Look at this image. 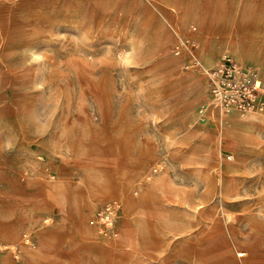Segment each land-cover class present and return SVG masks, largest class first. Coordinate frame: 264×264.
<instances>
[{"label":"rangeland","instance_id":"374dc122","mask_svg":"<svg viewBox=\"0 0 264 264\" xmlns=\"http://www.w3.org/2000/svg\"><path fill=\"white\" fill-rule=\"evenodd\" d=\"M224 54L264 80V0H0V264H264V104L211 113Z\"/></svg>","mask_w":264,"mask_h":264},{"label":"built area","instance_id":"2783aa9c","mask_svg":"<svg viewBox=\"0 0 264 264\" xmlns=\"http://www.w3.org/2000/svg\"><path fill=\"white\" fill-rule=\"evenodd\" d=\"M174 52H180L178 45L174 46ZM206 76L208 106L215 105L222 114L231 111L245 114L263 106L264 80L253 66L224 54L206 69ZM109 210V205L102 206L96 212L95 220L107 218Z\"/></svg>","mask_w":264,"mask_h":264},{"label":"crops","instance_id":"0c3cea01","mask_svg":"<svg viewBox=\"0 0 264 264\" xmlns=\"http://www.w3.org/2000/svg\"><path fill=\"white\" fill-rule=\"evenodd\" d=\"M207 59H210L209 57H207ZM180 116L182 118H187V119H192V114L191 111L189 110L188 107H186V105L183 107L182 112L180 114ZM234 117V116H232ZM233 119V118H232ZM231 121H224V120H220L222 126L224 124V126H226L229 131H240V135H248V136H252L254 135V131L257 127V123L253 120H250V118H244L242 120H232ZM185 129V128H184ZM188 131V135H202L203 136V140H204V144L206 146V142L209 143L208 139H209V131H200L201 130V126L199 124H197L196 126L190 127L189 129H187ZM212 137L214 138V142L218 145L219 143V136L216 135H212ZM208 150V149H207ZM210 151V150H208ZM239 255H242L241 253H239ZM226 264H230L229 261H226Z\"/></svg>","mask_w":264,"mask_h":264},{"label":"clouds","instance_id":"9594fccd","mask_svg":"<svg viewBox=\"0 0 264 264\" xmlns=\"http://www.w3.org/2000/svg\"><path fill=\"white\" fill-rule=\"evenodd\" d=\"M60 39H64L65 35L58 34ZM72 41L75 45H90L92 41L88 39V35L85 32L80 33L79 35H72ZM129 50L119 51L118 57L122 64L128 65L133 59H138L143 55L144 48L146 46L143 38L137 39L135 42H129ZM109 49L111 47H108ZM37 60H40L41 57L37 56Z\"/></svg>","mask_w":264,"mask_h":264},{"label":"bare ground","instance_id":"6f19581e","mask_svg":"<svg viewBox=\"0 0 264 264\" xmlns=\"http://www.w3.org/2000/svg\"><path fill=\"white\" fill-rule=\"evenodd\" d=\"M234 47H235V53H236V55L237 56H239V57H242V54H241V45L240 44H235L234 45ZM181 79V78H180ZM179 80V79H178ZM177 79L175 80V83H176V81H178ZM191 102H187L186 103V107H188L189 108V110L191 111V114H192V119H187L186 117L184 118V121H186L187 123H188V125L190 124V125H194V126H196L197 124H194L193 122L195 121L196 122V120H195V118H194V116H193V113H192V108H191ZM210 107V109H212L213 111H211V113L212 114H214L215 116H216V113L214 112V110H216L217 109V107L215 106V105H210L209 106ZM208 107V108H209ZM216 108V109H215ZM221 113V112H220ZM228 115H230L231 117L233 116V112H229L228 113ZM198 116V115H197ZM197 119V118H196ZM221 120H224V119H222V118H220ZM228 120V119H227ZM224 121H226V120H224ZM190 122V123H189ZM193 123V124H192ZM224 125V124H223ZM213 138V137H212ZM230 158V157H229ZM227 169H230V167H226ZM147 225V224H146ZM154 227H155V225H154ZM154 229V228H153ZM158 230V229H157ZM148 231V230H147ZM253 246H254V244L252 245V248H253ZM242 254H244V253H242ZM246 254V253H245Z\"/></svg>","mask_w":264,"mask_h":264}]
</instances>
